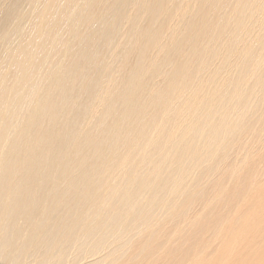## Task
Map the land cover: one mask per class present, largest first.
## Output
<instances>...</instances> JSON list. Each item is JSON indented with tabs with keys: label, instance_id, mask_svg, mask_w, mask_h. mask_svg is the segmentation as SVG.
Here are the masks:
<instances>
[{
	"label": "bare ground",
	"instance_id": "obj_1",
	"mask_svg": "<svg viewBox=\"0 0 264 264\" xmlns=\"http://www.w3.org/2000/svg\"><path fill=\"white\" fill-rule=\"evenodd\" d=\"M0 264H264V0H0Z\"/></svg>",
	"mask_w": 264,
	"mask_h": 264
}]
</instances>
